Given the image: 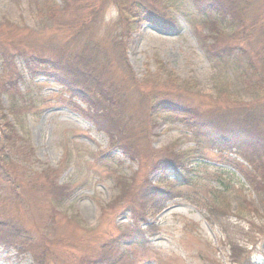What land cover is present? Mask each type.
<instances>
[{
  "label": "rangeland",
  "instance_id": "rangeland-1",
  "mask_svg": "<svg viewBox=\"0 0 264 264\" xmlns=\"http://www.w3.org/2000/svg\"><path fill=\"white\" fill-rule=\"evenodd\" d=\"M131 1L138 2L0 0V33L7 45L15 42L28 53L89 58L78 59V65L93 69L104 89L114 91L113 103L119 99L120 115L129 120L121 143L133 151L131 159L111 147L107 135L71 106L88 105L70 97L61 83L30 76L19 58L8 65L0 57V139L7 134L2 126L9 123L17 149L7 151L5 165L15 172L13 193H21L14 202L3 201L11 185L0 182V218L26 232L19 244L0 245V264H36L33 251L43 250L47 264H91L107 245L115 248L114 264H208L210 259L233 264L226 233L250 247L258 228L264 231V177L258 161L235 148L196 151L181 122L149 107L157 93L172 90L214 115L233 111L228 101L264 110V0H231L241 25L237 20L228 25V16L215 18L222 32H238L218 44L235 47L224 55L218 46L207 51L210 19L192 0H150L166 7L176 24L170 31L148 23L128 26L117 7ZM193 150L194 160L186 158L190 180L173 185L174 195L163 209H142L133 192L148 183L164 187L172 177L170 170L163 174L151 168L153 157ZM50 184L55 190L62 186L60 196L50 192ZM211 202L229 213L225 230L207 220L205 204ZM137 225L155 232L140 240V248L125 234ZM257 245L252 258L264 264V250Z\"/></svg>",
  "mask_w": 264,
  "mask_h": 264
},
{
  "label": "trees",
  "instance_id": "trees-1",
  "mask_svg": "<svg viewBox=\"0 0 264 264\" xmlns=\"http://www.w3.org/2000/svg\"><path fill=\"white\" fill-rule=\"evenodd\" d=\"M193 5L196 10L203 14L205 18H208L209 28L211 33L208 34L211 38L210 46H207V51L212 49L217 50L219 43L226 40V38L231 39L238 36L237 31L230 32L226 34L219 30L215 18L220 17L221 20L230 17L231 21H238L237 25H241L242 20L238 17L236 11H239L237 5L231 0H192ZM116 5V4H115ZM119 15L123 14L125 16V21L127 20V25L131 24H141L148 23L162 31H170L176 28L175 21L172 19L171 15L166 11V7L159 6L156 3L146 0L145 2L139 1L134 3L130 2V6L127 7H117ZM216 17H214V16ZM210 17H213L210 18ZM218 20V19H217ZM219 21V20H218ZM217 21V22H218ZM133 24V25H134ZM234 24V23H233ZM132 25V26H133ZM126 27V25H125ZM242 29V28H241ZM131 30V29H130ZM247 27L245 26L241 33H246ZM123 35V33H121ZM0 33V57L2 61L7 62V64H13V60L19 58L20 62L24 68L30 73V76H47L52 78L55 82L61 83L66 92H68L70 97H76L83 103H86L89 109H83L78 104L71 105L74 109L82 113L85 117L90 118L96 127L103 131L108 139L109 145L113 148H121L122 151L127 154L130 158L132 157L133 151L128 145H123V139L127 137L126 128L128 124V119L120 115L121 110L119 109V99L113 103V93L114 91L104 89L103 82L98 78L93 69L87 71L86 68H82L78 65V59L82 58V61H87L89 58H83L79 55H65L56 54L55 56L43 55L36 53H28L23 47L19 48L14 45H7L4 40L1 39ZM126 36V35H123ZM206 36V38H207ZM122 36L118 39L119 48L122 47ZM227 39V40H228ZM220 44L221 51L225 52L227 49L230 51L232 48L229 45ZM238 48V47H237ZM122 51V50H121ZM228 51V52H229ZM231 53H229L230 55ZM224 55V54H222ZM5 64V63H4ZM94 71V70H93ZM88 74L89 78L83 77L82 74ZM93 76L96 80L90 82V77ZM93 87V89H92ZM111 93L107 98L103 97L106 94ZM142 94V93H141ZM165 96L157 93L150 103L149 107L151 109L161 110L162 112L169 114V116L175 117V120L181 122L191 133L193 140L196 142V151L203 148H213L217 151L223 148H235L244 152V155L250 160H257L258 167L261 168V173L264 177V128L262 124L264 121V110H256L253 106H248L250 104H244L241 108V104L237 107L236 102L228 101L231 104V109L233 111L225 113L223 115H214L212 112H202L203 109L197 108V106L192 105L182 98L180 93L175 91L165 90ZM146 97L144 94L140 97ZM107 99H111L107 100ZM70 102V99H66ZM220 105V104H219ZM239 108L241 110H239ZM255 109V110H254ZM222 110H227L223 109ZM261 122V123H258ZM2 127L5 128L6 135L3 134L2 140L0 139V149L5 151V154L0 156V182L10 186L7 198H2L6 201L8 198H13L18 200L21 196L20 192H14L13 189L16 183L13 181L15 175L14 171L7 170L6 163L10 161V156L7 151L9 149H14L11 143L13 142L14 136L10 133L13 132L11 125L5 123ZM15 148L14 150H16ZM0 150V152H1ZM195 150L188 152H168V155L162 157H153L151 168L154 170L162 171L163 174L170 170L171 178L168 177L167 183H164V187L160 185L152 186L149 183L147 185H141L133 193L139 197V205L142 204V209H148L149 211H158L164 208L165 202L169 200L171 194H173V185L178 183L184 184L189 181L190 178L187 173V164L190 163L189 160H194L193 153ZM105 155H109V150H105ZM190 156V157H189ZM191 158L186 160V158ZM132 159V158H131ZM242 172L243 169L240 168ZM46 178L49 175L45 174ZM8 176L11 179H7ZM167 176H165L166 178ZM189 179V180H188ZM170 180L172 182H170ZM10 181V183H8ZM13 182V186H12ZM59 186L56 190L53 186H49L50 192L55 194V196H60L61 188ZM12 191V194L10 193ZM175 197V196H172ZM129 202V201H127ZM205 204V203H204ZM208 212L207 220L211 224H218L222 230H225L223 225L225 217L229 214L225 211V206L214 205V202L210 204H205ZM223 205V204H222ZM132 205H130L131 207ZM257 213V211H256ZM136 214V213H135ZM142 218V217H141ZM144 218V217H143ZM0 245L13 246L14 244H19V237L22 232L26 233L25 230L17 224H12L10 221L2 220L0 218ZM254 227H257L256 225ZM264 230V228H263ZM154 230L151 228H140L138 225L133 228L127 229V239L135 248H140V240L144 241L147 235L154 234ZM261 227L256 231V238L253 240L250 247L243 245L226 233L228 245L230 247V257L233 264H256L252 258L251 250L257 247L259 243L262 245V250H264V235H262ZM261 237V238H260ZM229 239V240H228ZM115 248L111 245L110 247H105L104 251L96 257L91 264H114ZM39 253V252H38ZM36 253L33 251L36 264H47L48 255L46 250L41 253ZM208 264H221L217 260H209Z\"/></svg>",
  "mask_w": 264,
  "mask_h": 264
}]
</instances>
